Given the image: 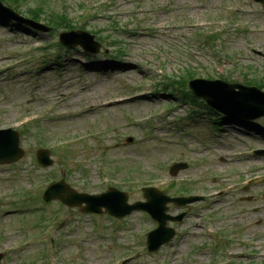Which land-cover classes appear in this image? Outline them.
<instances>
[{"label": "rangeland", "instance_id": "1", "mask_svg": "<svg viewBox=\"0 0 264 264\" xmlns=\"http://www.w3.org/2000/svg\"><path fill=\"white\" fill-rule=\"evenodd\" d=\"M18 6L24 15L40 6L72 29L46 33L0 23V129L19 132L25 152L0 166V264H225L227 257L230 264H264V155L252 154L264 151V118L221 123L188 95L170 91L176 85L160 83L186 69L193 79L228 83L243 84L244 74L264 77V58L254 53H264V6L254 0ZM76 30L98 41L104 36L100 53L57 46L60 33ZM112 48L123 54L103 58ZM39 149L50 152L51 167L37 164ZM174 162L187 167L171 176ZM60 179L89 194L118 188L129 203L144 200L143 187L205 199L169 204L170 215L185 217L169 224L174 239L149 253L145 234L157 224L146 213L113 219L43 202L46 186Z\"/></svg>", "mask_w": 264, "mask_h": 264}, {"label": "water", "instance_id": "2", "mask_svg": "<svg viewBox=\"0 0 264 264\" xmlns=\"http://www.w3.org/2000/svg\"><path fill=\"white\" fill-rule=\"evenodd\" d=\"M255 1L264 3V0ZM0 17L27 24L34 29L47 31L44 26L22 18L12 9L4 7L1 2ZM60 41L70 46L80 45L84 50L93 54L99 52L101 47L95 41L94 36L81 31L61 34ZM188 85L196 97L203 99L208 106L227 116L240 120H255L264 117V92L257 88L202 79L190 81ZM22 156L23 151L19 147L18 134L11 129L0 130V164L15 162ZM36 156L38 163L43 167L53 164L47 150H39ZM180 166L176 165L174 170H171V174H176L177 168ZM145 192L147 202L129 205L125 193L116 190L99 195L77 193L64 181H60L47 187L43 194V200L45 202L59 200L68 207H79L83 213H101L104 208L108 214L117 218L129 215L135 210L146 211L159 224L147 236L148 251L154 252L173 237V230L166 227L167 221H176L182 218V215L168 216L166 203L171 201L181 206L198 198L169 199L155 190H146Z\"/></svg>", "mask_w": 264, "mask_h": 264}, {"label": "trees", "instance_id": "3", "mask_svg": "<svg viewBox=\"0 0 264 264\" xmlns=\"http://www.w3.org/2000/svg\"><path fill=\"white\" fill-rule=\"evenodd\" d=\"M12 1L15 4L14 6L19 5V2H20L19 0H12ZM28 15L34 20H43L44 22H47L48 24H50L53 27L54 30L62 29V28L72 29L68 23V20H66L65 18L59 17L58 15L49 16V13H47V12L45 13L41 8L37 9V10L31 9V11L28 13ZM48 19H52V21H49ZM101 35L103 36V34H101ZM99 37H101V36L99 35ZM104 39H106L104 36L100 38V40H103V41H104ZM111 42H113L114 45H117V43H119L118 41H114V40ZM113 50L110 51L109 57H113L114 59H117L118 57H116V56H120L121 54H123V52H121V51L119 52V51H115V49H113ZM191 72H192L191 70L186 69V74H182L181 78H175L174 79V78L168 77V78L164 79L163 81H161L160 83H163V86L165 89L172 86V85H176L178 88H175V89H177L178 91L181 92L183 98H184V96L188 95V97L191 98L193 100V102L197 101L198 104L203 105V103L200 100L195 99L193 96H191L189 91L187 92V90H186V84H185L186 81L185 80L186 79L190 80L194 77V76H192ZM245 79L248 83H250L249 78L245 77ZM183 81H185V82H183ZM257 85L259 87L262 86V84L259 82Z\"/></svg>", "mask_w": 264, "mask_h": 264}]
</instances>
